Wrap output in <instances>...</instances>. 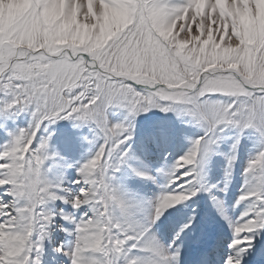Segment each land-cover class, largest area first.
<instances>
[{
    "label": "snow or ice",
    "instance_id": "1",
    "mask_svg": "<svg viewBox=\"0 0 264 264\" xmlns=\"http://www.w3.org/2000/svg\"><path fill=\"white\" fill-rule=\"evenodd\" d=\"M113 106L126 120L150 108L177 111L204 129L168 169L147 222L112 185L131 137L128 123L107 119ZM20 112L30 114L28 125L0 145V189L9 198H0V264H40L57 216L73 225L62 229L72 245L56 248L69 264H178L175 242L192 219L167 247L150 223L201 190L219 133L252 129L264 142V0H0V115ZM61 119L91 123L100 136L77 167L75 192L44 174L49 136L39 132ZM244 174L237 203L248 206L230 224L224 264H241L264 230V143ZM57 200L88 210L46 208Z\"/></svg>",
    "mask_w": 264,
    "mask_h": 264
},
{
    "label": "rangeland",
    "instance_id": "2",
    "mask_svg": "<svg viewBox=\"0 0 264 264\" xmlns=\"http://www.w3.org/2000/svg\"><path fill=\"white\" fill-rule=\"evenodd\" d=\"M106 116L111 123L123 121L131 127L127 160L115 172L112 185L126 202L135 204L136 219L147 222L151 204L167 183L168 169L178 156L191 147L192 141L203 134L204 129L183 113L165 112L158 108L139 112L126 120V111L113 106ZM29 121L28 112L0 115V145L10 139V133L26 127ZM39 135L49 136L45 177L75 192L78 186L72 181L77 178V167L98 146V130L91 123L61 119L41 128ZM233 142H236L235 148L232 147ZM262 143L252 129L228 128L219 133L216 145L202 165L201 190L190 199L169 207L158 220L150 223L151 236L161 246L167 247L180 225L192 219L190 227L180 233L175 242L180 250L178 264H192L194 260L195 264H224L225 257L231 252L228 248L233 236L230 224L248 206L246 201L237 203L245 182L244 169ZM231 156L235 158L229 169L228 159ZM136 172L147 175L139 176ZM2 193L3 189H0V198L9 199ZM46 208L52 212L63 209L75 216L88 210L73 209L60 200L49 202ZM72 228L70 222L56 217L43 240L40 264H69V258L57 252L56 248L72 245L73 237L62 230ZM241 264H264V230L255 234Z\"/></svg>",
    "mask_w": 264,
    "mask_h": 264
},
{
    "label": "bare ground",
    "instance_id": "3",
    "mask_svg": "<svg viewBox=\"0 0 264 264\" xmlns=\"http://www.w3.org/2000/svg\"><path fill=\"white\" fill-rule=\"evenodd\" d=\"M193 264H195V263H193Z\"/></svg>",
    "mask_w": 264,
    "mask_h": 264
}]
</instances>
